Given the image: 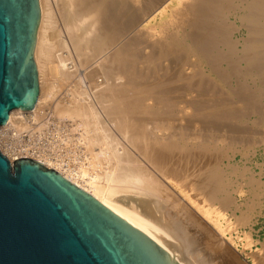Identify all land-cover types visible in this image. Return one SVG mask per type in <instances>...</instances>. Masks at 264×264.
Wrapping results in <instances>:
<instances>
[{"label":"bare ground","instance_id":"bare-ground-1","mask_svg":"<svg viewBox=\"0 0 264 264\" xmlns=\"http://www.w3.org/2000/svg\"><path fill=\"white\" fill-rule=\"evenodd\" d=\"M39 2L40 94L0 132L57 119L65 133L41 155L3 152L59 172L181 264L152 231L179 243L169 232L112 199L159 200L204 264H264V0Z\"/></svg>","mask_w":264,"mask_h":264},{"label":"water","instance_id":"water-1","mask_svg":"<svg viewBox=\"0 0 264 264\" xmlns=\"http://www.w3.org/2000/svg\"><path fill=\"white\" fill-rule=\"evenodd\" d=\"M39 0H0V126L33 110L40 94L35 62ZM162 226L154 232L185 264H204L187 231L174 229L154 197L112 199ZM147 227V226H146ZM0 264H181L152 234L43 162L11 159L0 148Z\"/></svg>","mask_w":264,"mask_h":264},{"label":"rangeland","instance_id":"rangeland-1","mask_svg":"<svg viewBox=\"0 0 264 264\" xmlns=\"http://www.w3.org/2000/svg\"><path fill=\"white\" fill-rule=\"evenodd\" d=\"M31 122L29 121L30 124ZM59 122L60 121L57 119H51L49 120V124L45 125L42 130L38 129V127L29 131H26L24 127H19V129L16 128L14 130L11 128L4 129V131L2 130V132H0V148L8 154L19 153L24 155L29 151L30 154L35 153L41 155L42 149H48L50 146L55 147L57 145L55 142L57 135L64 132V130L60 129ZM16 131L18 136L15 135ZM239 158L238 156V159ZM255 228V238L264 240V215L260 217ZM247 260L251 262L252 258L249 257Z\"/></svg>","mask_w":264,"mask_h":264}]
</instances>
